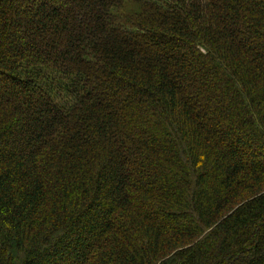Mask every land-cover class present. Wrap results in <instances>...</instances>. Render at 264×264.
Here are the masks:
<instances>
[{
	"label": "trees",
	"instance_id": "16d2710c",
	"mask_svg": "<svg viewBox=\"0 0 264 264\" xmlns=\"http://www.w3.org/2000/svg\"><path fill=\"white\" fill-rule=\"evenodd\" d=\"M0 264H264V0H0Z\"/></svg>",
	"mask_w": 264,
	"mask_h": 264
}]
</instances>
